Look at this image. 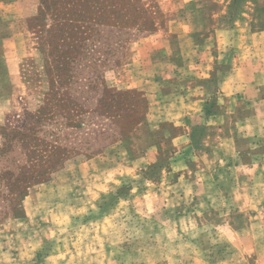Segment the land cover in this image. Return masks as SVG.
Segmentation results:
<instances>
[{"label":"rangeland","instance_id":"1","mask_svg":"<svg viewBox=\"0 0 264 264\" xmlns=\"http://www.w3.org/2000/svg\"><path fill=\"white\" fill-rule=\"evenodd\" d=\"M143 1L162 24L66 70L56 2L0 0V168L42 179L0 192V264H264V93L219 92L264 71V0H220L217 34L207 0Z\"/></svg>","mask_w":264,"mask_h":264},{"label":"trees","instance_id":"2","mask_svg":"<svg viewBox=\"0 0 264 264\" xmlns=\"http://www.w3.org/2000/svg\"><path fill=\"white\" fill-rule=\"evenodd\" d=\"M54 1L49 12L52 22L47 30V43L52 47L51 53L56 52L53 56L58 59L55 67L64 65L66 70L81 66L83 59L94 57L104 66L117 64L125 53L127 42L136 34L153 31L157 18L161 24L164 21L158 5L147 6L143 0ZM13 165L15 163L10 162L0 168V192L14 187L12 192H7L10 195L4 198V207L12 204L8 203L9 197L21 201L28 188L41 179L3 171Z\"/></svg>","mask_w":264,"mask_h":264},{"label":"crops","instance_id":"3","mask_svg":"<svg viewBox=\"0 0 264 264\" xmlns=\"http://www.w3.org/2000/svg\"><path fill=\"white\" fill-rule=\"evenodd\" d=\"M224 1V0H223ZM259 1V0H258ZM220 0H207V27L204 28H195L193 31L199 30H207L209 34H217L218 32H222L218 30L222 25L216 24L213 22L215 19H211L210 10L215 7L219 6ZM200 12L199 9L195 12V15H198ZM257 33H264V32H257ZM245 70L244 64H235L230 70L223 75V81L221 83V88L219 90L221 94V102H223L224 97H232L233 95L236 96V99H240L242 97L248 96H258L259 94L262 95L264 93V71H259V74L250 75L248 76L243 72Z\"/></svg>","mask_w":264,"mask_h":264}]
</instances>
